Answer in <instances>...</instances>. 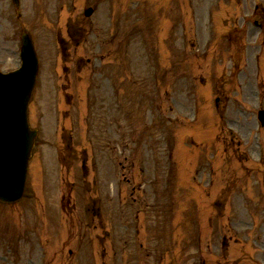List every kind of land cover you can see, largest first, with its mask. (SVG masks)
I'll return each instance as SVG.
<instances>
[{
  "label": "rangeland",
  "instance_id": "rangeland-1",
  "mask_svg": "<svg viewBox=\"0 0 264 264\" xmlns=\"http://www.w3.org/2000/svg\"><path fill=\"white\" fill-rule=\"evenodd\" d=\"M255 3L0 0V70L22 30L38 50V135L23 196L0 202V264H264Z\"/></svg>",
  "mask_w": 264,
  "mask_h": 264
},
{
  "label": "water",
  "instance_id": "water-1",
  "mask_svg": "<svg viewBox=\"0 0 264 264\" xmlns=\"http://www.w3.org/2000/svg\"><path fill=\"white\" fill-rule=\"evenodd\" d=\"M27 47V45H25ZM13 95L10 85L6 84L0 78V121L2 119V111L8 105V99ZM23 106L13 112L9 118V128L4 134L0 135V166L3 165L4 180L11 185L14 179V168L12 167V159L18 162V169L24 173L25 162L28 157L29 148L31 146V134L27 132L25 115ZM11 111V107L7 108ZM9 117V115H8ZM260 120L264 123V112L259 113ZM14 198V197H13ZM12 197L3 195L0 192V199L11 200Z\"/></svg>",
  "mask_w": 264,
  "mask_h": 264
}]
</instances>
